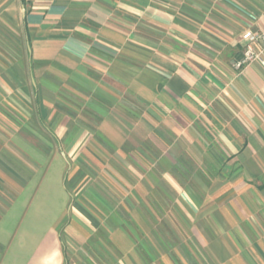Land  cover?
I'll return each mask as SVG.
<instances>
[{"label":"crops","instance_id":"crops-1","mask_svg":"<svg viewBox=\"0 0 264 264\" xmlns=\"http://www.w3.org/2000/svg\"><path fill=\"white\" fill-rule=\"evenodd\" d=\"M248 29L264 0H0V264H264Z\"/></svg>","mask_w":264,"mask_h":264},{"label":"built area","instance_id":"built-area-1","mask_svg":"<svg viewBox=\"0 0 264 264\" xmlns=\"http://www.w3.org/2000/svg\"><path fill=\"white\" fill-rule=\"evenodd\" d=\"M243 38L245 40L244 54L237 65L241 66L244 62L254 60L264 64V30L248 29L244 32Z\"/></svg>","mask_w":264,"mask_h":264},{"label":"rangeland","instance_id":"rangeland-1","mask_svg":"<svg viewBox=\"0 0 264 264\" xmlns=\"http://www.w3.org/2000/svg\"><path fill=\"white\" fill-rule=\"evenodd\" d=\"M181 231H182L183 236L186 237L185 230L182 229Z\"/></svg>","mask_w":264,"mask_h":264}]
</instances>
